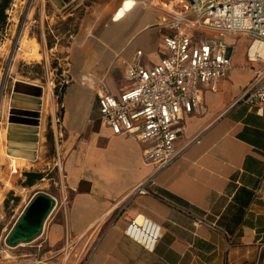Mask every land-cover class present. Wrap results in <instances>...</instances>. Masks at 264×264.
<instances>
[{
  "label": "crops",
  "instance_id": "obj_1",
  "mask_svg": "<svg viewBox=\"0 0 264 264\" xmlns=\"http://www.w3.org/2000/svg\"><path fill=\"white\" fill-rule=\"evenodd\" d=\"M147 8L141 4L98 34L100 23L94 37L75 50L76 79L61 98L63 200L52 196L55 207L41 234L25 243L39 251L36 264H249L264 259V106L241 101L262 66L247 58L250 37H223L232 67L216 86L205 88L203 112L185 115L175 142L178 155L169 165L160 168L147 160L145 144L114 135L100 119L97 82L105 80L119 95L131 85L127 64L139 61L150 68L162 57L165 14ZM241 39L245 42L238 43ZM143 184L149 193L136 192ZM138 216L160 227L154 248L126 233ZM195 218L214 225L197 226Z\"/></svg>",
  "mask_w": 264,
  "mask_h": 264
},
{
  "label": "built area",
  "instance_id": "obj_2",
  "mask_svg": "<svg viewBox=\"0 0 264 264\" xmlns=\"http://www.w3.org/2000/svg\"><path fill=\"white\" fill-rule=\"evenodd\" d=\"M145 5L165 14L160 26L168 32L163 34L159 63L150 68L139 61L127 64L125 77L131 85L119 95L111 93L103 79L95 89L101 121L114 135L131 136L145 144V158L162 168L178 155L175 142L184 131L185 115L203 112L205 88L216 86L232 67L223 37L251 38L247 58L262 66L255 69L241 101L263 108L264 0H146ZM141 55L137 50V56ZM136 192L149 190L143 184ZM138 217L131 220L126 233L154 248L160 227L144 217L140 223ZM194 223L214 225L205 218H195ZM40 261L37 257L34 264Z\"/></svg>",
  "mask_w": 264,
  "mask_h": 264
},
{
  "label": "rangeland",
  "instance_id": "obj_3",
  "mask_svg": "<svg viewBox=\"0 0 264 264\" xmlns=\"http://www.w3.org/2000/svg\"><path fill=\"white\" fill-rule=\"evenodd\" d=\"M119 1L11 0L6 10L7 22L0 30V137L5 131L7 153L27 161L19 163L16 171L10 160L0 163V264H33L37 258L36 247L10 248L7 237L34 192L63 200L62 94L76 79L75 50L94 37ZM22 38L29 46L20 51ZM18 51L21 54L16 57ZM27 172L41 173L43 178L27 187ZM249 264H264V259Z\"/></svg>",
  "mask_w": 264,
  "mask_h": 264
},
{
  "label": "water",
  "instance_id": "obj_4",
  "mask_svg": "<svg viewBox=\"0 0 264 264\" xmlns=\"http://www.w3.org/2000/svg\"><path fill=\"white\" fill-rule=\"evenodd\" d=\"M55 203V199L45 192L34 194L7 237L10 245L28 243L38 237Z\"/></svg>",
  "mask_w": 264,
  "mask_h": 264
},
{
  "label": "bare ground",
  "instance_id": "obj_5",
  "mask_svg": "<svg viewBox=\"0 0 264 264\" xmlns=\"http://www.w3.org/2000/svg\"><path fill=\"white\" fill-rule=\"evenodd\" d=\"M146 0H120L119 3L114 7V9L107 15L104 17L103 21L101 22V27L99 29L98 34L102 33V31L104 30L105 26L107 24H109V22H116L118 20L123 19L124 17L128 16V14L132 13L137 7H139L141 4L145 5ZM169 9H172V6L168 5L167 6ZM33 46L35 48H37V43L35 40H32ZM29 46V42L25 39L22 38L20 40V51L21 50H25L27 47ZM18 51L16 53V57H19L21 52ZM1 113V110H0ZM4 139H5V131H3L1 133V137H0V163H4L5 161L10 160L9 164L10 167L13 170H17V168L19 167V163H25V161H27L25 158L22 157H16L11 155L10 153H7L6 148L4 147ZM19 160H21L20 162H18ZM24 161V162H23ZM143 217L139 216L138 217V222H142ZM20 246H26L25 243H21L19 244ZM10 248H13L12 246ZM7 256H10L7 253Z\"/></svg>",
  "mask_w": 264,
  "mask_h": 264
},
{
  "label": "trees",
  "instance_id": "obj_6",
  "mask_svg": "<svg viewBox=\"0 0 264 264\" xmlns=\"http://www.w3.org/2000/svg\"><path fill=\"white\" fill-rule=\"evenodd\" d=\"M11 0H2L0 2V30L3 29L5 23L7 22V13L6 10L10 5ZM27 177V180L25 182V185H33L35 181L40 180L43 178V175L41 173H32V172H27L25 174Z\"/></svg>",
  "mask_w": 264,
  "mask_h": 264
}]
</instances>
